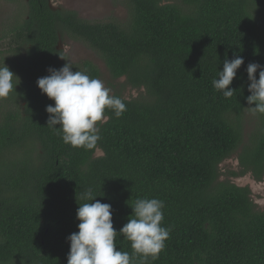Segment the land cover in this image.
Segmentation results:
<instances>
[{
    "label": "trees",
    "instance_id": "obj_1",
    "mask_svg": "<svg viewBox=\"0 0 264 264\" xmlns=\"http://www.w3.org/2000/svg\"><path fill=\"white\" fill-rule=\"evenodd\" d=\"M8 1L23 2L27 15L10 38L25 56L10 69L20 83L0 118V264H68L67 238L78 232L80 196L89 187L111 205L118 233L137 199L164 202L161 226L170 235L146 264H264V209L249 187L220 180V166L236 154L241 171L232 176L264 178V114L248 138L244 127L255 107L247 103L246 69L264 66V0H124L126 26L90 23L53 9L51 0ZM62 36L96 52L114 80L146 91L131 100L113 95L126 111L117 118L105 110L99 157L47 127L54 101L37 80L68 63ZM236 56L244 64L225 98L212 81ZM70 64L101 78L91 61ZM115 243L132 254L122 235Z\"/></svg>",
    "mask_w": 264,
    "mask_h": 264
},
{
    "label": "clouds",
    "instance_id": "obj_2",
    "mask_svg": "<svg viewBox=\"0 0 264 264\" xmlns=\"http://www.w3.org/2000/svg\"><path fill=\"white\" fill-rule=\"evenodd\" d=\"M63 51L67 52V49L63 47ZM243 64L240 56L231 61L225 59L223 71L218 72V79L212 81L214 88L225 98L235 93L229 86ZM71 68L68 62L59 70L49 69L48 76L37 80L41 93L54 101V106L46 108L49 114L47 127L73 148L100 152L98 125L110 119L105 110H111L119 118L126 111V105L119 97L111 95V89L102 80L82 71L72 72ZM258 70L259 79L256 77ZM246 71L250 81L247 103L255 105L247 109L253 114H264V66L250 63ZM19 83V77L9 67L5 64L0 67V99L8 98ZM96 197L91 187L80 196L85 202L79 204L76 213L78 232L67 238L70 242L68 264H135L136 257L139 264H146L149 257L155 259L159 256L170 235V230L161 226L165 207L163 201L156 198L137 199L131 207V218L118 233L113 227L111 205L95 200ZM118 234L131 242V255L117 250L115 241Z\"/></svg>",
    "mask_w": 264,
    "mask_h": 264
},
{
    "label": "rangeland",
    "instance_id": "obj_3",
    "mask_svg": "<svg viewBox=\"0 0 264 264\" xmlns=\"http://www.w3.org/2000/svg\"><path fill=\"white\" fill-rule=\"evenodd\" d=\"M170 3L181 4V0H167ZM53 9H66L75 11L82 19L90 23H108L118 22L126 26L130 21V11L127 2L124 0H51ZM27 15L25 4L21 1L12 2L0 0V67L4 64L13 68L23 62L25 53L23 50L15 52L13 49L16 44L10 43L14 36L12 31L16 28L21 16ZM63 47L67 52L63 51ZM59 48L66 54L69 63L77 64L82 61H91L99 67L101 78L106 87L111 89V95L120 94L126 99H136L146 95L144 88L135 89L126 82V78L114 80L102 58L91 50L83 42L75 41L69 36H62ZM11 102L8 98L0 99V118L2 111L5 110ZM259 114H253L250 110L245 113V137L254 130L258 122ZM100 125V124H99ZM98 125V127H99ZM103 152H97L96 157L102 156ZM238 155H234L220 166L222 174L221 179L230 180L238 186L249 187L252 191V199L259 210L264 209V178L261 181L256 180L252 175L232 176L230 173H240Z\"/></svg>",
    "mask_w": 264,
    "mask_h": 264
}]
</instances>
